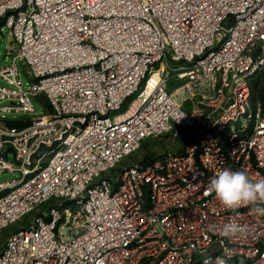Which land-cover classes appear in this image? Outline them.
I'll list each match as a JSON object with an SVG mask.
<instances>
[{"label": "built area", "instance_id": "2783aa9c", "mask_svg": "<svg viewBox=\"0 0 264 264\" xmlns=\"http://www.w3.org/2000/svg\"><path fill=\"white\" fill-rule=\"evenodd\" d=\"M0 27V174L19 173L0 182V234L20 223L0 264H264V216L208 194L225 168L264 179V0H0ZM229 222L246 233L221 237Z\"/></svg>", "mask_w": 264, "mask_h": 264}, {"label": "rangeland", "instance_id": "374dc122", "mask_svg": "<svg viewBox=\"0 0 264 264\" xmlns=\"http://www.w3.org/2000/svg\"><path fill=\"white\" fill-rule=\"evenodd\" d=\"M4 31H5V28L0 27V67L8 64L11 61V56L6 55V52H5V42L2 39V34ZM17 64H18V69H19V79L21 81L22 86L25 89H30L33 83V78L28 74L27 67L20 60L17 61ZM168 64L172 66L174 65V63L172 62H169ZM255 79H257L258 81L259 87L261 89H264V67H262L257 72ZM176 83L177 81L173 80L172 85H175ZM0 85H6L5 81L0 79ZM30 100L34 107L35 113L37 115L45 113L47 106L45 104V97L43 95H39L37 97L31 96ZM252 102H253L252 104L255 105L257 101L256 102L252 101ZM2 104H6V103H2ZM125 108H126V105L123 107L122 111ZM19 116L21 115L19 114H6L5 115L6 118H16ZM197 132H198V129L196 128L191 129V130L181 129V134L178 138H173L169 135H163L158 139H148L145 143L141 145L139 150L135 154H133L132 159L136 162H140L146 157H154L164 152H168V151L177 152L183 147V144L189 138L196 137ZM10 157L13 158V155L11 154ZM18 177H19L18 172H4L0 174V182L8 181V180L15 179ZM19 225L20 223L18 222L17 224H14L10 226L9 228L5 229L0 234V247L1 245H3V243L7 239L8 235L11 232L15 231Z\"/></svg>", "mask_w": 264, "mask_h": 264}, {"label": "clouds", "instance_id": "9594fccd", "mask_svg": "<svg viewBox=\"0 0 264 264\" xmlns=\"http://www.w3.org/2000/svg\"><path fill=\"white\" fill-rule=\"evenodd\" d=\"M212 193L227 210L235 212L241 206H250L254 214L264 216V179L253 181L244 171L225 168L209 178L208 194ZM246 231V226L229 222L218 234L226 239H235Z\"/></svg>", "mask_w": 264, "mask_h": 264}, {"label": "trees", "instance_id": "16d2710c", "mask_svg": "<svg viewBox=\"0 0 264 264\" xmlns=\"http://www.w3.org/2000/svg\"><path fill=\"white\" fill-rule=\"evenodd\" d=\"M257 75V73L252 77V81H251V103H253L252 101H257L256 103H260V105L262 106V108H264V89H261L259 87L258 81L257 79H255V76ZM254 78V79H253ZM255 104V103H254ZM9 124H14L17 125L19 124V120H9L8 121Z\"/></svg>", "mask_w": 264, "mask_h": 264}, {"label": "bare ground", "instance_id": "6f19581e", "mask_svg": "<svg viewBox=\"0 0 264 264\" xmlns=\"http://www.w3.org/2000/svg\"><path fill=\"white\" fill-rule=\"evenodd\" d=\"M158 79H159V73L157 71H155L154 73L151 74V77L149 78L148 83H147V91L148 92L154 88Z\"/></svg>", "mask_w": 264, "mask_h": 264}]
</instances>
